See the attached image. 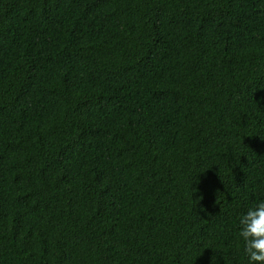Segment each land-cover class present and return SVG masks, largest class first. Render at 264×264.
Here are the masks:
<instances>
[{
  "label": "trees",
  "instance_id": "16d2710c",
  "mask_svg": "<svg viewBox=\"0 0 264 264\" xmlns=\"http://www.w3.org/2000/svg\"><path fill=\"white\" fill-rule=\"evenodd\" d=\"M264 200V0H0V264H248Z\"/></svg>",
  "mask_w": 264,
  "mask_h": 264
},
{
  "label": "clouds",
  "instance_id": "9594fccd",
  "mask_svg": "<svg viewBox=\"0 0 264 264\" xmlns=\"http://www.w3.org/2000/svg\"><path fill=\"white\" fill-rule=\"evenodd\" d=\"M238 237L248 264H264V200L250 206L239 217Z\"/></svg>",
  "mask_w": 264,
  "mask_h": 264
}]
</instances>
